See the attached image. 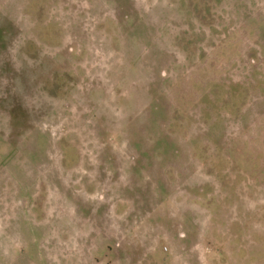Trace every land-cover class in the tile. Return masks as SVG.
<instances>
[{
    "label": "rangeland",
    "instance_id": "374dc122",
    "mask_svg": "<svg viewBox=\"0 0 264 264\" xmlns=\"http://www.w3.org/2000/svg\"><path fill=\"white\" fill-rule=\"evenodd\" d=\"M0 264H264V0H0Z\"/></svg>",
    "mask_w": 264,
    "mask_h": 264
}]
</instances>
